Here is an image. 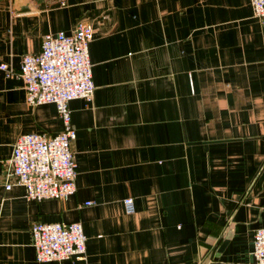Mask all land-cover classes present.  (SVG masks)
I'll use <instances>...</instances> for the list:
<instances>
[{
	"label": "crops",
	"instance_id": "crops-1",
	"mask_svg": "<svg viewBox=\"0 0 264 264\" xmlns=\"http://www.w3.org/2000/svg\"><path fill=\"white\" fill-rule=\"evenodd\" d=\"M58 1L0 0V63L17 72L44 34L90 25L91 101L67 104L75 191L35 201L19 185L4 189L16 138L54 135L61 120L0 71V264H254L264 17L249 0ZM33 222H79L84 258L37 261Z\"/></svg>",
	"mask_w": 264,
	"mask_h": 264
},
{
	"label": "built area",
	"instance_id": "built-area-1",
	"mask_svg": "<svg viewBox=\"0 0 264 264\" xmlns=\"http://www.w3.org/2000/svg\"><path fill=\"white\" fill-rule=\"evenodd\" d=\"M58 3L64 5L63 0ZM249 4L255 17H264V0H249ZM91 37L90 25L80 22L69 34L61 31L44 34L38 52L21 56L17 72L0 63L5 76L16 75L22 80L27 104L52 103L61 120V129L54 135L29 132L16 138L6 160L5 190L19 185L23 187L24 198L35 201L64 200L74 193L75 130L67 104L75 98L91 101L94 87L87 52ZM122 207L126 214L133 213L132 198H123ZM30 237L34 257L39 262L84 258L86 238L79 222H33ZM251 254L254 264H264V226L253 231Z\"/></svg>",
	"mask_w": 264,
	"mask_h": 264
}]
</instances>
